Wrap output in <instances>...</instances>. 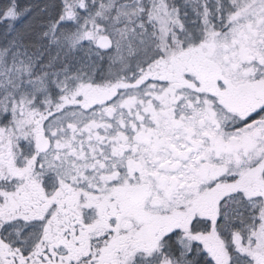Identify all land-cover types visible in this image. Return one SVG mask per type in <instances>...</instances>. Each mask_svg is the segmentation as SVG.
<instances>
[{
  "label": "snow or ice",
  "instance_id": "1",
  "mask_svg": "<svg viewBox=\"0 0 264 264\" xmlns=\"http://www.w3.org/2000/svg\"><path fill=\"white\" fill-rule=\"evenodd\" d=\"M0 264H264V0H0Z\"/></svg>",
  "mask_w": 264,
  "mask_h": 264
}]
</instances>
